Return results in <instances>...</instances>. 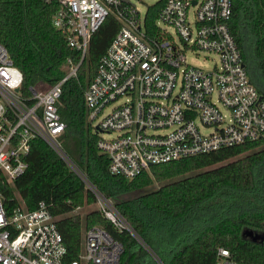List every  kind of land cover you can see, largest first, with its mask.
Listing matches in <instances>:
<instances>
[{"label":"built area","instance_id":"obj_1","mask_svg":"<svg viewBox=\"0 0 264 264\" xmlns=\"http://www.w3.org/2000/svg\"><path fill=\"white\" fill-rule=\"evenodd\" d=\"M43 0L51 26L79 60L54 83L21 87L22 76L0 43V264H117L121 243L101 226L84 229L76 260L47 205H9L4 191L27 168L40 139L94 196L95 210L117 231L132 234L112 201L99 193L61 147L65 128L57 103L61 85L86 57L107 17L117 30L83 92L86 120L111 175L133 178L151 165L216 151L264 136V97L250 82L230 31L231 0ZM264 4V0H262ZM213 55L210 69L186 55ZM107 110V111H106ZM100 134L110 136L103 138ZM79 208H75L74 211ZM213 264H242L218 248Z\"/></svg>","mask_w":264,"mask_h":264},{"label":"trees","instance_id":"obj_2","mask_svg":"<svg viewBox=\"0 0 264 264\" xmlns=\"http://www.w3.org/2000/svg\"><path fill=\"white\" fill-rule=\"evenodd\" d=\"M54 6L43 0H0V43L22 76L26 89L54 83L65 75L67 57L79 60L51 26ZM230 31L252 85H264V4L231 0ZM118 26L107 17L91 36L86 57L61 85L57 111L65 128L61 147L87 181L109 198L132 234L117 231L92 205L93 194L40 139H33L27 168L5 189L9 205L30 210L43 201L65 247L64 260L78 258L84 229L101 226L119 241L117 264H213L218 248L242 264H264V136L165 163L126 179L107 172V158L95 146L86 120L83 92L99 57ZM245 228L261 240L242 236Z\"/></svg>","mask_w":264,"mask_h":264},{"label":"rangeland","instance_id":"obj_3","mask_svg":"<svg viewBox=\"0 0 264 264\" xmlns=\"http://www.w3.org/2000/svg\"><path fill=\"white\" fill-rule=\"evenodd\" d=\"M142 3H139L138 1H134L136 6H138L139 8H143L146 5H149L153 2V0H141ZM204 54L199 53L198 55H192L190 53H188L186 55L187 60L190 64L198 66L202 69H210L213 65V63L215 62L214 60V56L213 55H208L207 57L203 58ZM62 69L65 72V74L68 71L67 65L65 63L62 64ZM258 88H260L262 91L264 92V85L261 83L259 85H257ZM107 111V110H106ZM101 137L103 138H109L110 136L105 135V134H100ZM91 209H95V205L94 203L92 205H88V206H84L83 208H80L78 210H76L80 215H82L85 212H88ZM242 236L244 238L247 239H254L255 240H259V238L261 237V234L258 233V231L254 230V229H249V228H245L242 230Z\"/></svg>","mask_w":264,"mask_h":264},{"label":"water","instance_id":"obj_4","mask_svg":"<svg viewBox=\"0 0 264 264\" xmlns=\"http://www.w3.org/2000/svg\"><path fill=\"white\" fill-rule=\"evenodd\" d=\"M262 239V235H261V237L259 238V240H261ZM252 240H255V238L254 239H252Z\"/></svg>","mask_w":264,"mask_h":264}]
</instances>
